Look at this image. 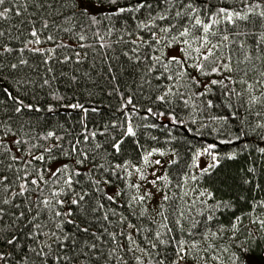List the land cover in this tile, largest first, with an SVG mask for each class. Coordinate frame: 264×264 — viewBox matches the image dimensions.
<instances>
[{
	"label": "trees",
	"instance_id": "obj_1",
	"mask_svg": "<svg viewBox=\"0 0 264 264\" xmlns=\"http://www.w3.org/2000/svg\"><path fill=\"white\" fill-rule=\"evenodd\" d=\"M207 2L209 6H223L221 0H207ZM42 3H44L42 9L30 4L27 11L19 17L13 14L8 18H0V31L4 33L0 37V45L13 49L12 52L0 56V63L5 65V69L0 72V88L7 87L14 96L23 99L25 104H33L41 111L25 109L22 114H15L10 107L12 101L8 100L2 91H0V100L9 106L7 115L13 116L14 125L17 128L20 124L24 125L22 135L39 133L43 136L48 131H54L57 136L63 137L60 143L65 148L68 147L69 142L81 140L79 147L89 150V159L83 166H76L84 175L75 179H78L83 188L91 193L85 198L86 202L90 201L95 205L99 200L105 204V209L85 217L77 206L70 204V196L61 197L66 199L62 211L67 212L71 209L73 215L51 221L50 214L45 210L41 212L35 223L46 225L43 232L49 233L55 231L56 224L62 220H73V224H62L65 234H75L81 245L84 240L98 245L95 250L84 249L89 253L90 259L86 260L82 256L80 261L74 264H136L133 254L126 250L135 247L127 237L131 234L137 243L146 247L145 236L149 239L153 238L147 230H152L153 234L159 230L163 218L156 213L161 203L159 189L163 188V191L172 197L169 202L164 203L165 215L172 213L167 223L169 227L176 229L173 234L178 239L188 237L193 223L199 229L195 234L197 241H200L201 233L205 235L216 233L211 239L200 242L199 248L195 250L196 258L190 256L189 264H264V225L260 222L264 220V153L259 151L264 148V128L258 127L264 124V97L261 98V103L250 106L247 103L249 94L243 92L246 85L229 84V88L234 89L235 92L225 96L222 93L227 90L223 86L209 83L210 79H219L218 76L205 77L189 69L199 79L200 85L184 87V82L181 81L173 87L174 95L166 97V101H158L156 97L162 95L172 82H169L166 76L157 80L155 77L159 75L158 72L142 80L146 68L143 60L135 61L134 56L129 60L123 53L129 52L132 56L130 49L133 46L117 42L121 35L128 39L127 34L136 30L138 22H148V9L124 13L119 17L113 16L111 20L102 19L101 26L97 29L90 25L88 20L76 16L72 11V0H42ZM135 3L137 0H118L117 6L130 7ZM226 3L233 4L236 0H226ZM49 4L53 6L48 7ZM4 7L10 5L6 3ZM112 7L108 0H103L102 6L93 8L92 11L103 17ZM70 17L75 18L70 19ZM45 19L48 20L49 27L41 34L42 43L29 47L49 49L55 48L56 44L60 43L70 46L57 49L52 58L48 59L47 64L43 62L47 59L45 55L27 49L23 53L19 51L28 40L33 39L29 35L31 27L28 21H34L36 28L40 29ZM157 23L164 26L169 22ZM171 23L176 24L177 20L173 19ZM64 27L85 35V40L78 42L75 35L62 31ZM113 27L115 30L113 35H106V29ZM97 31L100 36H104L103 41L93 35ZM238 31L250 35L241 36L232 47L239 52V44L247 40L243 51L255 57L257 53L253 50L254 41L259 39L264 28L259 23H250L247 27L241 26ZM141 34L148 38L146 32ZM47 35H53L54 41H47ZM101 42L111 44V48H100ZM79 43H83L85 47H79ZM175 49L178 50V48H162L168 53L169 51L172 53ZM144 51L148 49L145 48ZM227 51L225 49L226 54ZM0 52H3V47H0ZM75 52H80V57H76ZM179 54L178 51L177 55ZM65 55L70 56L71 60L61 63ZM141 55L143 56V52ZM21 58L26 59L28 64L12 70L10 65L18 63ZM238 58L243 59V55H239ZM235 61L236 57L233 59L234 66ZM246 66L248 65H242V67ZM49 67L52 68L51 72L47 71ZM262 70H264V62L254 59L249 71V82L254 83L259 71ZM21 79L26 83L17 85L16 81ZM44 79H48L50 83L41 87ZM158 87L161 91L156 90ZM207 88L211 91H207ZM262 91L264 88L257 85L252 94L261 96ZM201 92H206V95L200 96ZM53 93L62 99H53ZM235 93L243 94L237 96ZM129 98L132 104L125 107ZM209 100L212 101L211 107L207 103ZM76 103L89 109L86 115L83 110L70 107ZM49 105L54 111H48ZM93 108L96 111H92ZM149 108L153 109V113H148ZM129 122L135 132L134 136L125 135ZM91 132H96V137L85 142L84 135ZM23 138L30 137L25 135ZM33 142L50 144L54 141L34 140ZM116 142H121L119 152L113 147ZM96 144H100L99 149L95 147ZM208 145L216 146L212 152L217 156L218 163L214 162L216 166L212 168H209L211 164L207 165L205 168L209 171L204 173L201 171L204 168L198 169L196 166L195 154ZM153 149L159 151L154 152L149 157L151 163L145 165L143 158ZM15 150L13 147V151ZM232 153H235V158L228 159L227 157ZM56 154L54 150L53 155ZM156 160H159L160 164H155ZM64 162L68 161L63 156L53 161V170ZM125 162H128L125 170L110 168L116 164L124 165ZM100 165L104 167L100 168ZM135 168H141L147 179L139 180V173L135 172ZM112 171L117 172L118 175H111ZM128 172H132L133 175L128 176ZM153 173L156 176L167 175L168 180L163 183L158 182L154 186L150 182L155 179ZM90 176L101 180L100 188L109 195L122 191L121 196L116 198V203L107 201L94 190L90 184ZM191 176H196L197 179L192 180ZM12 178L14 179V176ZM105 179L110 180L111 183L105 184L103 182ZM130 183H139L140 192L150 190L154 198H149L142 205L133 204L130 207L127 187ZM165 184L167 187H164ZM74 187L77 191H81L80 185ZM202 193H211V196L201 195ZM5 198L12 197L9 194ZM35 198L33 195V199ZM13 199L15 204L22 206L20 209L13 207L10 214L3 216L0 228L3 229L2 236L11 238L15 235L17 240L11 247L6 243H0V251L9 254L6 264H42L29 249L37 247L41 240H46L53 247L55 243L43 235H38L35 240L29 238L35 227L28 221L31 220L32 215H35L37 206L31 205L33 211L29 214L27 205L22 204L23 197ZM225 203L227 207L223 206ZM5 208L7 211L8 206ZM108 208L114 209L117 213V215L109 214L111 224L103 220L104 211ZM145 208L147 213L141 216L140 212ZM21 210L25 211L26 220L15 219ZM180 212L186 217L182 221L183 237L174 222L179 218ZM208 215L213 216L211 221L207 220ZM120 216L127 218L123 224L119 222ZM237 217L240 219L237 220ZM128 223L136 225L141 230L128 229ZM233 224L236 225L235 229L232 227ZM77 225L80 228L89 227V233L78 232ZM105 228L108 233L116 234L115 241L104 233ZM93 232L100 237V240L91 236ZM117 242L124 247L117 249L115 259H98L116 247ZM189 242L191 243V240ZM71 243V240L65 242L63 248L57 250L59 255L72 256L80 251L79 247L68 248L67 245ZM167 251L171 255L173 249L168 248ZM55 255L56 253H53V257ZM136 255H141L139 250ZM49 264L52 262L50 261ZM60 264L64 262L61 261ZM147 264H154V260L148 259Z\"/></svg>",
	"mask_w": 264,
	"mask_h": 264
},
{
	"label": "snow or ice",
	"instance_id": "obj_2",
	"mask_svg": "<svg viewBox=\"0 0 264 264\" xmlns=\"http://www.w3.org/2000/svg\"><path fill=\"white\" fill-rule=\"evenodd\" d=\"M109 4L113 7L108 9L107 12L101 17L100 15L92 11L93 8L101 7L103 0H72V11L80 19H86L90 22V25L95 26L97 29L101 26L102 19L111 20L113 16L119 17L124 13L141 12L143 9H148V22L140 21L136 24V30L134 32L128 33V39H125L121 35L118 39V43L128 45L131 44L133 47L130 52L133 54L129 55V52H124L123 54L128 57L129 60L135 57V61L143 60L146 65L145 71L141 79L151 76L153 73L158 72L159 75L155 78L157 80L166 76L167 80L171 83L162 95L156 97L158 101H166V97L169 95H174L172 89L181 81L184 82L183 86L188 87L190 85H200L199 79L189 71V69L200 73L205 77L218 76L219 79H210V85H220L223 86L224 91L222 94L228 96L230 93H234L235 90L229 88L231 83H239L241 85H246L243 92L249 94V100L247 103L250 106L261 103V98L264 97V91L261 92V96H256L252 94L257 85L264 88V70L259 71L258 78L254 83L249 82V71L251 70L252 61L260 60L264 62V32L260 33L259 39L254 41V51L257 53L255 57L247 54L243 50L247 44V40L242 41L239 44V52L232 45L235 44L236 40H239L241 36L247 37L250 35L247 32L238 31L241 26L247 27L250 23H259L262 28H264V0H236V3L227 4L226 0H221L223 6L217 7L216 5L209 6L207 0H137L132 6L118 7V0H108ZM9 4L10 7L5 8V4ZM23 4V7H21ZM32 5L37 9H42L44 3L42 0H0V18H8L9 16L15 14L19 17L23 12L27 11L28 5ZM238 5V6H237ZM14 6V7H12ZM53 5L49 4L48 7ZM155 13V14H153ZM174 14V15H173ZM31 15V14H30ZM75 17H70L74 19ZM135 19V17H133ZM177 20L176 24H172L171 20ZM168 21L167 25L161 26L157 22ZM31 30L29 35L33 38L24 44L23 48L19 49L21 53L25 49L33 52L45 55L47 59L43 62L48 63V59H51L55 54L56 50L62 47H70L65 44H56L55 48L44 49L40 47H29L30 45H40L41 34L44 30L48 29V20H43L40 29H37L35 22L28 21ZM79 26V25H78ZM62 31L69 32L77 37V41H84L85 35L77 34L73 29L64 27ZM113 28L106 29V35L111 36L114 33ZM142 32H146L147 39ZM4 33L0 31V37ZM100 41L104 40V36H100L97 31L94 33ZM135 37V38H132ZM47 41H54L53 35H47ZM3 47V52H0V56L4 53H10L13 51L12 48L0 45ZM79 47L84 48L83 43H79ZM100 48H111V44L101 42L99 44ZM148 51H144V49ZM178 48L179 55H170L167 51L162 50ZM227 49V54L225 53ZM143 52V56L141 55ZM52 54V55H49ZM80 52H75L76 57H80ZM239 55H243V59H239ZM236 57L235 66L233 64V59ZM71 60V57L65 55L61 63ZM79 62V61H77ZM28 64L26 59L21 58L18 63H12L10 68L12 70L18 69L20 66H25ZM242 65H248L242 67ZM5 69V65L0 63V72ZM48 72L52 71V68L47 69ZM109 71H111V66H109ZM239 77V79H235ZM75 79V77H73ZM113 79L115 77L113 76ZM17 85L26 83L25 80H17ZM49 80L44 79L41 87L49 85ZM157 91H161L158 87ZM4 96L12 101L11 109L15 114H22L25 109L29 111L39 112L41 109L33 104H25L24 100L19 96H14L7 87L0 88ZM207 91H211L207 88ZM243 93H235L237 96H241ZM183 95V93H179ZM200 96L206 95V92L199 93ZM53 99H62L58 97L56 93H53ZM208 106H212V101H207ZM132 104L131 98L126 102V105ZM73 109H81L87 114L89 109H86L84 105L76 103L70 105ZM9 106L4 104L3 100H0V221H2L3 216L11 213L13 207L20 209L21 204H15L13 198L23 197L24 200L22 204L27 205V213L31 214L33 209L31 205L35 204L37 206V211L35 215H32L31 220L28 221L29 224H33L35 231L29 234V238L35 240L38 235H43L51 239L55 243V247L46 240H41L37 247H32L29 250L36 256L37 259L41 260L42 264H60L61 261L64 264H74V262L80 261L81 257H85L86 260L90 259L89 253L85 252L84 249L88 248L90 250H95L98 245L93 242L89 243L88 240H84L82 245L75 237V234L68 235L65 234L62 228L63 223L73 224V220H62L60 223L56 224V230L49 233H44L43 228L46 226L44 224L35 223L36 220L41 215V212L47 210L50 214V220L55 221L60 217H69L73 215L71 209L64 212L62 208L66 204V199L61 197H71L70 204L77 206L81 212L84 213L85 217L88 214L95 215L100 210L105 209V204L99 200L92 205L90 201L86 202V197H89L91 193L83 188L81 182L76 177L84 175L77 165L83 166L85 161L89 159L88 151L82 149L79 145L82 143L81 140L77 139L74 143L69 142L67 148H65L60 141L63 137L57 136L54 131H48L45 135L40 136L39 133H23L24 125L20 124L17 128L13 123V116L7 115V110ZM96 111L95 108L91 109ZM49 112L54 111L51 105L48 108ZM148 113H153V109L149 108ZM164 115V113H160ZM175 122V117L172 118ZM83 122V121H82ZM154 126V125H153ZM260 128H264V124L258 125ZM86 128V125H85ZM27 135L30 138L24 139L23 137ZM96 132H91L85 134L83 140L85 142L96 137ZM125 135L134 136L135 132L131 123L129 122L127 126V132ZM43 140L45 142L52 140L53 143H38L33 141ZM230 142V141H229ZM120 143L116 142L113 147L117 152L120 151ZM15 147V151H13ZM97 149L100 148V144H96ZM215 145H208L204 152L212 154V150ZM54 150H56V155H53ZM159 151L158 149H153L148 152L143 158L145 165L151 163L149 157L153 155L154 152ZM261 153H264V148L259 149ZM17 153H20L17 155ZM164 155L163 152H160ZM202 153L197 152L195 155L198 157ZM60 156L66 158L68 162L60 163L58 167L53 170V161L58 160ZM228 159L235 158V153H232L227 157ZM213 161L218 163L216 155H212ZM155 164H160L159 160L154 162ZM216 164L209 165V168L215 167ZM103 168V165L99 166ZM115 169L125 170L128 167V162L124 165L116 164L110 166ZM91 171V170H90ZM204 173L209 171L208 168L201 170ZM135 172L139 173V180H146L147 177L143 174L141 168H135ZM12 174V175H10ZM111 175H118L117 172L112 171ZM128 176H132V172L127 173ZM155 179L150 182L155 186L158 182L163 183L168 180L167 175L156 176ZM14 176V179L12 178ZM192 180H196V176H191ZM90 184L94 187V190L101 194L103 198L111 203H116V198L121 196L122 191H117L115 195L107 194L103 189L100 188L101 180L93 179L89 177ZM105 184L111 183L110 180L105 179L103 181ZM247 183V181H246ZM74 185H80L81 191H77ZM180 185H178L179 187ZM129 190V206L133 204L142 205L149 198H154V194L149 191L140 192L141 185L139 183H130L127 185ZM164 187H167L165 184ZM15 189V190H14ZM161 192V203L160 209L156 213L163 218L159 225V230L155 231L154 234L152 230H147L149 235L153 238L149 239L145 236L147 241L146 247H142L141 244L137 243L131 236L128 235L127 239L131 241L135 247L127 248L133 254V258L136 264H147L148 259H153L154 264H189L188 258L190 256L193 259L196 258L195 250L199 248L200 242L203 240L211 239L216 235L215 232H211L208 235L203 233L200 234V241L196 240V233L199 232L196 224L193 223L189 230L188 237L178 239L175 234H173L176 229L168 226V215H165L164 203L169 202L172 197L163 191V188L159 189ZM12 198H5L7 196ZM209 195L211 193H202L201 195ZM33 195L36 197L33 199ZM187 195V193H185ZM5 206H8L6 211ZM42 206V207H41ZM220 205H217V207ZM223 206L227 207V203ZM147 209L145 208L140 212L141 216H145ZM109 214L117 215L114 209L108 208L104 211L103 220L109 222ZM16 220H26L27 216L25 211H19V214L15 216ZM186 219L183 212H180L179 218L175 219V225L180 231L181 237H183L184 225L182 221ZM213 219L212 215H208L207 220L211 221ZM237 220L240 218L237 217ZM127 220L126 217L120 216V223L123 224ZM264 225V220L260 221ZM203 223V221H201ZM128 229H135L140 231L136 225L132 223L127 224ZM207 227V225H205ZM233 229L236 225H232ZM77 231L83 232L85 234L89 233V227L85 226L80 228L77 225ZM3 229L0 228V243H6L8 246H13L17 240V236L12 235L11 238L2 236ZM59 233V235L57 234ZM104 233L111 236L113 241L116 240L115 233H108L107 228L104 229ZM91 236L95 237L96 240H100V237L95 233H91ZM168 238L165 239L164 237ZM63 237V240H61ZM71 240L72 243L67 245L68 248L75 249L80 248V251L72 256H61L57 252L58 249H62L65 242ZM191 240V243L189 242ZM123 245L117 242L116 247L112 248L104 257L115 259L117 256V249H123ZM168 248H172L173 252L170 255L167 251ZM47 249V250H46ZM163 249V251L161 250ZM137 250L141 255H136ZM53 253H56L53 257ZM174 257V258H173ZM9 259V254L0 251V264H6ZM122 259V257H120Z\"/></svg>",
	"mask_w": 264,
	"mask_h": 264
},
{
	"label": "rangeland",
	"instance_id": "obj_3",
	"mask_svg": "<svg viewBox=\"0 0 264 264\" xmlns=\"http://www.w3.org/2000/svg\"><path fill=\"white\" fill-rule=\"evenodd\" d=\"M169 54L170 55H173V54H175V55H177L178 54V50L177 49H175L172 53H171V51H169ZM201 151V155L200 156H196V166L198 167V169H202V168H205L207 165H209V164H212V163H214L215 161H213V159H212V155H215V153L214 152H212V155H208L209 153H205V152H203L204 151V149H200Z\"/></svg>",
	"mask_w": 264,
	"mask_h": 264
}]
</instances>
